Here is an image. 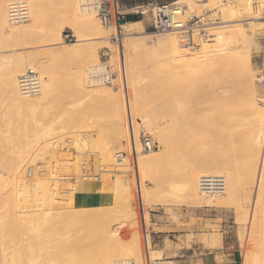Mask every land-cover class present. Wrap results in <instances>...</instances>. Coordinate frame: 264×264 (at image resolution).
<instances>
[{
	"label": "rangeland",
	"instance_id": "374dc122",
	"mask_svg": "<svg viewBox=\"0 0 264 264\" xmlns=\"http://www.w3.org/2000/svg\"><path fill=\"white\" fill-rule=\"evenodd\" d=\"M14 1L18 0L7 1V22L12 28L23 26L30 31L27 30L29 34L21 37L18 43V39L15 42L4 37L6 31H3V36L0 35V185L3 188L8 180H12L13 174L10 172L24 157L34 155L37 163L33 176L41 180L46 177L57 180L55 190L63 195L66 193V200L54 205L45 215L19 217V220L17 217L14 220L12 214L8 213V205L13 199L17 198L18 205H26L25 210L40 209V201L36 198L32 207L33 200L29 202V197L25 196L27 193L19 191V197L12 195V199L9 192L13 188L10 191L8 189V192L5 190L6 193L3 189L1 192L9 195L8 198L3 195V198L9 203L4 206L5 199H0L5 209L3 211L0 207L5 217V221L0 220V244L4 242L1 248L7 245L6 235L10 239L7 247L10 250L2 248L3 253L9 252L7 254L11 258L8 256V260H12V264H143L141 261L136 262L133 251L129 249H134L135 242L139 247L140 236L127 160H123V165H118L116 159L105 161L111 151V154H117L125 149L117 81L112 76L110 82L98 77L104 64L108 65L109 72L114 71L111 30L102 26L95 11L84 5V0H79L80 7L85 15L94 16L105 35L95 34L97 29L92 32L81 18L69 13V0H39L34 23L28 8L27 20L12 23L8 8ZM149 1L152 0L122 2V11L127 13V18L141 23L136 27L125 25L121 33L132 110L138 119L137 131L148 133L154 142V147L149 150L140 148L138 154L150 150L157 153V159L145 167L143 173L139 166L150 260L156 264H251V260L260 255L261 243L264 241V133L249 131L257 114L264 118V18H260L264 12V0H252L254 4H251V8L243 5L247 9L242 7V12L236 15L234 12V19L231 15L233 12L223 11V18L218 24L204 29L210 34H217L229 28L231 32L225 40L224 49H215L217 44H211L214 41L201 42V46L195 50L179 46L182 55L178 61H169V54L163 48L147 47L156 38L169 33L154 34L150 29L152 13L150 6H146ZM155 1L170 3L177 0ZM223 2L213 0L214 4L195 6L176 16L184 20L213 8L219 12L226 5ZM138 5H141L139 9L144 10L143 15L135 13ZM252 16L255 18L252 19ZM135 20L126 19L124 23ZM54 24L56 29L59 27L60 41L53 32L49 33ZM128 33L130 36L126 35ZM145 33L151 35L152 41L148 45L139 42L142 38L151 40ZM65 34H69L71 39H65ZM171 35H175L177 41L176 32ZM63 43H73L79 49L82 48L78 51L72 46L77 52L75 54L72 50L69 53L75 55L68 53L70 56L52 57L50 52L67 45ZM161 49L164 51L161 52ZM45 51L48 56H44ZM27 52L28 57L25 55ZM21 54L25 55V60ZM30 54L36 56L34 60ZM28 58L37 64L33 68L38 80L40 73L47 81L31 95L38 100L37 105L24 108L9 99L4 78L13 68L12 71L17 72L19 86V75L28 68L22 72L15 71L19 68L16 62H30ZM88 66H92L93 71H90V67L87 69ZM94 66H99V69H94ZM41 70L44 73L41 74ZM179 81L180 86L176 87L174 83ZM98 83L106 86L110 95L105 88L99 89L96 86ZM83 84L84 87H81ZM185 97L191 102H183ZM111 98L114 103L117 101L115 107L113 101L111 103L108 100ZM134 103L138 105L134 106ZM184 106H189L188 110ZM179 107L182 110L178 111ZM183 110H187L188 115L184 113L183 117V113H179ZM228 132L232 135H226ZM187 144L200 149L198 152L190 149L183 151V146ZM193 153H199L197 157L204 160L212 158L214 162L207 165L205 162L209 159L200 161ZM91 159L96 160L94 164ZM191 168L204 175L222 176L225 171L232 170L237 179V190L232 196H228L225 191L215 194L220 195V202L215 200L212 204H201L194 201L184 195L181 189V182ZM118 175H123L128 181L125 185L129 184L132 194L129 202L128 199L124 202L122 198L128 189L123 190L125 192L121 193L120 198L118 190L113 187V177ZM86 180L101 183L102 188L111 195L110 204L77 206L73 200L76 185ZM226 181L225 177V184ZM39 190L35 187L29 194L38 196ZM22 196L29 201L22 200ZM10 220H17L19 226L13 227ZM8 224L11 228L17 227L14 232L18 233H13Z\"/></svg>",
	"mask_w": 264,
	"mask_h": 264
},
{
	"label": "bare ground",
	"instance_id": "6f19581e",
	"mask_svg": "<svg viewBox=\"0 0 264 264\" xmlns=\"http://www.w3.org/2000/svg\"><path fill=\"white\" fill-rule=\"evenodd\" d=\"M7 1L8 0H0V35H2L3 36V31H6L5 33L7 34V35H4V37L5 36H7L9 39H14V41L16 40V39H18L17 40V43H18V41H20V38L21 37H24V36H26V33H28L30 30L27 28V27H24V28H22V27H20V28H12V27H10V25H9V23L7 22V19H6V7H7ZM217 1H220V3H221V1H224L223 3H225V4H223V5H225V7L223 8V9H221L220 11H219V15H220V18H223V11H230L229 13L231 14L232 12V18L234 19V15H236L239 11H241L242 12V7H244L243 5H245L247 8H249L250 6H251V4L253 3L252 2V0H217ZM254 1V0H253ZM261 2H263V1H261ZM261 2H257V3H261ZM26 5H27V8H28V10H29V12L30 13H32V21H33V23L35 22V13H36V15H37V11L36 10H38V9H36V8H38L39 6V0H27L26 1ZM213 3V0H185V1H183V0H177V1H174V2H170V6L172 7V8H174V6L175 5H178V7H180L181 8V10L179 11V12H181V13H183L184 12V10H188V9H193L195 6H200V5H211ZM231 3H234V4H231ZM214 4V3H213ZM219 4V3H218ZM254 4V3H253ZM68 10L67 11H69V13H71L73 16H77L78 18H81L83 21H84V24H85V26L87 27V28H90L91 29V31L93 32L94 30H96L97 31V33L94 31V33L95 34H99V35H103L104 34V32L103 31H101L102 30V27H101V29H100V27H99V24H98V22L95 20V18H94V16H87V15H85L86 13H84V11H83V9L80 7V5H79V0H69L68 1ZM82 5H83V3H82ZM256 5H258V4H256ZM255 5V6H256ZM254 6V7H255ZM258 7V6H257ZM261 7V6H260ZM242 8V9H241ZM247 8H245L244 7V9H247ZM251 8V7H250ZM253 8V7H252ZM264 8V7H263ZM241 9V10H240ZM258 9V8H257ZM85 10V9H84ZM252 10V9H251ZM254 10V9H253ZM256 10V9H255ZM263 10V9H262ZM257 11V10H256ZM234 12H235V14H234ZM252 12V11H251ZM260 12V11H259ZM255 13V12H254ZM234 14V15H233ZM239 14H241V13H239ZM258 15H259V13H258ZM76 17V18H77ZM253 18L252 19H254L255 17L254 16H252ZM97 19V18H96ZM237 19V18H236ZM248 19V18H247ZM222 22V21H221ZM225 22V21H224ZM56 23V22H55ZM141 23V21H138V20H135V21H128V22H126V23H123V25H122V27L121 28H123L125 25H127V26H139V24ZM74 24V23H73ZM26 25V24H25ZM28 25V24H27ZM31 25V24H30ZM51 25V24H50ZM54 26H56V24H54V25H52L51 27H54ZM84 26V25H83ZM84 26V27H85ZM101 26V25H100ZM28 27H30L29 25H28ZM50 27V31H49V33L51 34L52 32V34H55L56 36V39L57 40H61V33H60V30H59V27H58V29H56V27H54V28H51ZM226 27V26H225ZM27 28V29H26ZM76 28V27H75ZM92 28H95V29H92ZM26 29V30H25ZM48 29H49V27H48ZM79 29V28H78ZM226 29V28H225ZM27 30H28V32H27ZM85 30V29H84ZM141 32V31H140ZM140 32H138V33H140ZM231 31H230V29L228 28V29H226V30H224V32L222 31V32H218L217 34L216 33H213V35H214V37L212 38V39H210V40H212V41H214V43H211V44H217L216 45V48L215 49H219V50H221V49H224L225 47L223 46L224 45V43H225V40H227L229 37H228V33H230ZM77 33V32H76ZM79 33V32H78ZM107 33V32H106ZM171 33L172 32H169L168 34L167 33H164L165 35L164 36H162V37H158V38H154L155 39V41H154V43L152 42V45L151 46H147V47H149V48H152V47H155V46H157V47H160V48H163L164 50H165V52L166 53H168L169 55H167L168 57H167V59H169V61H178L179 60V58H180V56L182 55V50H181V48H179V44H177L178 43V41H175V35L173 36V35H171ZM29 34V33H28ZM130 33H128V34H126V35H129ZM147 36H149L150 38L149 39H151V35L150 34H148V33H145ZM92 35H94L93 33H92ZM101 35V36H102ZM105 35V34H104ZM107 35V34H106ZM101 36H99V37H101ZM130 36V35H129ZM153 36V35H152ZM157 37V36H156ZM8 38H7V42H8ZM26 38V37H25ZM153 38V37H152ZM5 39V38H4ZM22 39H24V38H22ZM21 39V40H22ZM133 40V39H132ZM13 41V40H12ZM77 41V40H76ZM150 41H152V39L151 40H148V39H146V38H142V39H139V42L140 43H142V44H144V45H148L149 43H150ZM9 42H10V40H9ZM16 42V41H15ZM21 42V41H20ZM177 42V43H176ZM58 43V42H57ZM60 43H62V42H60ZM131 43H132V41H131ZM12 44V43H11ZM21 44V43H20ZM23 44V43H22ZM64 44H67V43H63V45ZM201 44L202 43H200L199 45L201 46ZM14 44H12V46H13ZM19 45V44H18ZM11 46V45H10ZM17 46V45H16ZM16 46H14V48L16 47ZM66 46V47H65ZM64 47H62V48H58V49H55V50H53V51H51L50 52V54H51V56L53 57V56H59V57H62V56H65V55H69L70 53H72V52H70L69 53V51H74L75 52V54H76V50L74 49V48H77V50L79 51L80 49H79V47H76V46H74V44L72 43H70V45H65ZM74 48H73V47ZM130 46V45H129ZM212 46V48L211 49H213L214 48V46L213 45H211ZM13 48V47H12ZM73 48V49H72ZM23 49V48H22ZM83 50V49H82ZM84 50H85V48H84ZM164 50H162L161 49V52L162 51H164ZM46 52V54L44 55V56H48V54H47V51H45ZM81 52V51H80ZM83 52H85V51H83ZM29 52H27V53H25V55L28 57V54ZM44 53V52H43ZM69 53V54H68ZM93 53V52H92ZM28 54V55H27ZM42 54V53H41ZM72 54H74V53H72ZM74 54V55H75ZM82 54V53H81ZM88 54V53H87ZM164 54V53H163ZM22 56H23V58L25 57V55H23V54H21ZM71 55V54H70ZM69 55V56H70ZM86 55V54H85ZM90 55V54H89ZM166 55V54H165ZM1 56V55H0ZM6 56V55H5ZM78 56V55H77ZM91 56V55H90ZM34 57H36V56H34V55H32V54H30V58H33V60H34ZM38 57V56H37ZM41 57V56H40ZM87 57V56H86ZM30 58H28V61L30 60ZM50 59H52L51 57H49ZM90 58V57H89ZM6 59V58H5ZM19 60H20V58H18ZM17 59V60H18ZM26 58H24V60H25ZM49 59V60H50ZM84 59H85V56H84ZM2 60V59H1ZM17 61L16 62V65L19 67L18 68V70H15V71H19V72H22V71H24L26 68H29V67H36V65L37 64H35L34 63V61L32 60H30V62H27V63H23L22 62V60L21 61ZM37 61L39 60V59H36ZM88 60V59H87ZM128 60H130L129 59V57H128ZM27 61V60H26ZM90 60H88V62H89ZM93 61V60H92ZM82 62V61H81ZM87 63V62H86ZM85 63V64H86ZM84 64V63H83ZM132 64H134V61L132 62ZM14 65V64H13ZM89 65V64H88ZM98 65V64H97ZM133 67H134V65H132ZM131 66V67H132ZM15 67V66H14ZM89 67L90 66H88V68L87 69H89ZM15 69V68H14ZM34 69V68H33ZM94 69H96V70H98L99 69V66L97 67V68H95V66H94ZM9 70V69H8ZM12 70H13V68H12ZM12 70H9L8 72H7V74H6V76H5V78H4V81H5V84L4 85H6L5 87H6V89H7V91H8V97H9V99L10 100H12L13 102H15L16 104H19V105H22V107H29V106H35V105H33V104H36L37 105V101L38 100H35V98L34 97H32L31 95L33 94V93H36L37 92V90H38V87L40 88V87H42V84H44V83H46V81L47 80H44V78H42L41 76L42 75H40V73H39V83H38V81L37 82H35L34 84H33V92L32 91H23L22 89H21V85H20V83H19V86H20V88H19V86H18V83H17V78H16V73L15 72H13ZM44 71V70H43ZM80 71V70H79ZM84 71V70H83ZM90 71H93V68H92V66L90 67ZM130 71V70H129ZM46 72V71H45ZM42 73H44V72H42V70H41V74ZM130 73H133V71H131ZM134 73H135V71H134ZM44 75V74H43ZM82 75V72L80 73V75L79 76H81ZM84 73H83V77H84ZM52 78V77H51ZM85 80V79H84ZM19 81V80H18ZM100 82V81H99ZM48 83H50V81L48 82ZM84 83V82H83ZM175 85H176V87H179L180 86V81L179 82H175L174 83ZM48 85V84H47ZM78 85V84H77ZM84 85L85 84H83L81 87H84ZM96 86H98V88L99 89H106V86L104 87V86H102L101 85V83L99 84L98 83V85H96ZM132 87H134V85H132ZM107 88H109V87H107ZM19 89L21 90V93H20V91H19ZM44 89V88H43ZM110 89V88H109ZM51 90V89H50ZM111 90V89H110ZM86 91V90H85ZM106 91H107V89H106ZM87 92H89V91H87ZM110 92V91H109ZM109 92L107 91L106 93H108L109 94ZM86 94V93H85ZM47 95V94H46ZM110 95V94H109ZM112 95V94H111ZM82 96H83V94H82ZM81 95H80V99H81V97H82ZM44 96H42V98H43ZM114 97V96H113ZM186 98V97H185ZM189 99V98H188ZM106 100H107V98H106ZM108 100H110V102L112 103V101H113V98H111V99H108ZM117 100V99H116ZM185 100V101H184ZM184 100H182L183 102H186V103H190L191 101H188L187 100V98L186 99H184ZM191 100V99H190ZM80 101V100H79ZM117 102V101H116ZM115 102V103H116ZM113 103H114V101H113ZM114 103V104H115ZM180 103V102H179ZM262 103V102H261ZM107 105H108V103H107ZM113 105V104H112ZM111 105V106H112ZM137 106L138 104H135L134 103V106ZM181 105H182V103H181ZM187 105V104H186ZM261 105V104H260ZM259 105V106H260ZM263 105H264V103H263ZM110 106V107H111ZM116 106V104L114 105V107ZM262 106V105H261ZM24 107V108H25ZM185 108L187 107V106H184ZM189 107V106H188ZM188 107H187V110H188ZM254 107V106H253ZM264 107V106H263ZM185 108H184V110H185ZM178 109V108H177ZM180 109L182 110V107L180 108L179 107V110L178 111H180ZM254 109V108H253ZM183 110V111H184ZM187 110L186 111H182V112H179V113H183L182 115H183V117L185 116V115H188V112H187ZM255 110V109H254ZM263 112H264V110H263ZM184 113H186L185 115H184ZM176 114H178V112L176 113ZM178 115H180V114H178ZM258 115V114H257ZM256 115V117H255V119L254 120H252V124H251V127H250V129H249V131L250 132H255V131H257V132H259L260 134L261 133H264V118L263 117H259V116H257ZM254 117V116H253ZM144 122H145V120H144ZM191 127H192V125H191ZM114 130H116V128L114 129ZM161 132V133H160ZM159 133L160 134H162V131H160ZM212 132H214V131H212ZM227 132V131H226ZM214 133H216V131L214 132ZM158 134V133H157ZM160 134H158V137H160L161 135ZM212 134V133H211ZM250 134V133H249ZM112 135V134H111ZM209 135V134H208ZM212 135H214V134H212ZM219 135V134H218ZM226 135H228V136H230V135H232V134H230V132H228V133H226ZM113 136V135H112ZM164 136H165V138L164 139H166V135L164 134ZM215 136V135H214ZM217 136V135H216ZM217 137H219V136H217ZM209 138H210V136H209ZM207 139V138H204V139H207V140H210V139ZM212 138H213V136H212ZM160 139H161V137H160ZM167 139H168V137H167ZM213 139H216V138H213ZM212 139V140H213ZM1 141V140H0ZM111 141V140H110ZM167 141H169V140H167ZM211 141V140H210ZM209 142V141H208ZM212 142V141H211ZM170 143V142H169ZM210 144H213V143H210ZM116 145V144H115ZM175 145V144H174ZM79 146V145H78ZM81 146V145H80ZM170 148L172 147L171 146V144H169L168 145ZM164 147H166V146H164ZM174 147H177V145L176 146H174ZM209 147V146H208ZM78 149V148H77ZM172 149V148H171ZM176 149V148H175ZM180 149V148H179ZM178 149V150H179ZM187 149H190V150H199L200 148H198V147H196V146H192V145H189V144H187L186 146L184 145L183 146V151H185V150H187ZM173 150V149H172ZM178 150H176L177 151V153H178ZM202 150V149H201ZM142 151V150H141ZM182 151V149H180V152ZM252 151V150H251ZM112 152V151H111ZM111 152L108 154V156L107 157H105L106 158V160L105 161H110V162H112L113 161V159H116L117 160V163H118V165H123V160L122 159H120L119 157H118V154L119 153H117V154H111ZM179 152V153H180ZM198 152V151H197ZM178 153V154H179ZM183 153V152H182ZM33 154V153H32ZM194 154V156L195 157H197L198 155H199V153H193ZM20 155V154H19ZM100 155V154H99ZM116 155V156H115ZM139 155V154H138ZM176 155V154H175ZM115 156V157H114ZM94 157H95V155H94ZM139 158H138V165L140 166V169L142 170V173L144 172V170H145V167H147L151 162H153L154 160H156L157 159V153L155 152V151H152V150H150V151H145V152H143L141 155H139L138 156ZM200 157V156H199ZM199 157H197L198 159H200V161L201 160H204L203 158L201 159V158H199ZM36 156H30V157H24L23 159H22V161H21V163L19 162V164H17V166H16V168L14 169V170H12V172H10V173H12L13 174V178H11V177H9V179L11 178L12 180H8V178H6L9 182H8V184H6V185H4V187L2 188L1 187V185H2V181H0V183H1V185H0V199L2 200V199H5V201H3V202H5V204H3L2 202H0V207L2 206V204L5 206L6 205V203H9V201L8 202H6V198H8L9 197V195H6V194H3L1 191H3V189H4V191L6 190H8L9 189V191L11 190V188H13L12 190H11V192H9L10 193V197L12 198V195H15L14 197H17L18 196V193H19V191H21V192H24V193H27L28 195H30L32 198H30V196H28V195H26L25 194V196L30 200H28V199H26V197L25 198H23L24 196H22L21 198H23L22 200H24V199H26V200H28L29 202H31L32 203V201H31V199L33 200V203L31 204L32 205V207H33V205H34V203H36V198H37V200H39L40 201V203H39V206L41 207L40 209H26L25 210V202L23 203V205H25V206H21V205H18L19 203H17V200H15V199H17V198H15V199H13L11 202H10V204L11 205H8V210H9V214H12V216L14 217V220L15 219H17V217H18V220H19V217H21L20 219H23L24 217H32V218H34V217H37V216H42V215H45L46 214V212L48 211V210H50V209H52L53 207H54V205H60L61 203H60V201H64V199L66 200V193H64V195H63V193H57V191L55 190L56 188H55V186L57 185V180L55 181L54 180V178H53V180H49L48 179V177H46V178H44V179H39V178H37V177H34L33 176V173L35 172V169H34V166H35V164L37 163V161H35L36 160ZM85 158H87V157H85ZM90 159V158H89ZM94 159V158H93ZM102 159V158H101ZM209 159V158H208ZM207 159V160H208ZM96 160H97V157H96ZM95 160V161H96ZM173 160V159H172ZM206 160V159H205ZM205 160H204V162H205ZM206 160V161H207ZM91 161V163L92 164H94V162L95 161H93L92 159L90 160ZM93 161V162H92ZM105 161H104V163H105ZM174 161V160H173ZM245 161H246V159H245ZM87 162V161H86ZM213 159L212 158H210L207 162H205L207 165H211V164H213ZM14 163V162H13ZM76 163V162H75ZM74 163V164H75ZM85 163V162H84ZM90 163V162H89ZM97 163V162H96ZM95 163V166L97 165ZM122 163V164H121ZM46 164V163H45ZM110 164V163H109ZM202 164V163H201ZM77 165V164H76ZM86 166H87V164H86ZM91 166V165H90ZM93 166V165H92ZM88 167V166H87ZM2 168V167H1ZM91 168V167H90ZM89 168V169H90ZM93 168H94V166H93ZM96 168V167H95ZM206 168V167H205ZM13 169V168H12ZM52 169H54V168H52ZM2 170V169H1ZM91 170V169H90ZM88 173H89V170L87 171ZM201 172L200 171H197L196 169H193V168H191V170H189V172L187 173L188 175L187 176H185L184 177V179H183V182H181V189L183 190V192H184V195H186L188 198H190V199H193L194 201H197V202H201V204L202 203H206V204H209V203H211L212 204V202H215V200L216 201H221L220 199H221V197H220V195H209V196H206V195H204V194H202L200 191H199V187L197 186V179L199 178V175H204V173L202 174H200ZM206 173V172H205ZM121 175H118V176H115V177H113V187L114 188H116L117 190H118V192H119V195H120V198H121V193H124L125 191H123V190H125V189H128V192L126 193H124L127 197L125 198V195H123L124 197H122V198H124V200L125 199H128V202L129 201H131L132 200V194H131V189H130V186H129V184H127L128 185V187H126L127 185H125V182H128V181H125V179L123 178V175H122V177H120ZM224 176L226 177V179H227V181H226V184H225V188H224V191H225V193L229 196H232L233 194H234V192L237 190V179H236V176H235V173L231 170V171H225V174H224ZM223 176V177H224ZM50 177V176H49ZM84 177V176H83ZM86 177V176H85ZM91 177H92V175H91ZM224 177V178H225ZM17 178V179H16ZM88 178V177H87ZM127 178V177H126ZM128 180V179H127ZM111 181H112V178H111ZM7 182V181H6ZM62 182V181H61ZM52 185H54V186H52ZM34 186V187H33ZM51 186H52V189H51ZM65 186V185H64ZM35 187L36 188H40V190L38 191V196H34L33 194H29V191L30 190H33V189H35ZM66 187V186H65ZM144 188V187H143ZM6 191L4 192V193H6ZM12 191H13V194H12ZM8 192V191H7ZM18 192V193H17ZM31 193V192H30ZM33 193V192H32ZM21 194H23V193H20V195ZM60 194H62V195H60ZM3 195H6V198H3L4 196ZM24 195V194H23ZM33 195V196H32ZM2 196V197H1ZM8 196V197H7ZM19 197V196H18ZM53 198H55L56 200L54 201L53 200ZM226 198V197H225ZM10 200V199H9ZM21 200V199H20ZM35 200V201H34ZM42 201V202H41ZM122 201H123V199H122ZM127 200H125L124 202H126ZM142 201H143V191H142ZM21 203H22V201H21ZM20 203V204H21ZM28 203V202H27ZM126 204V203H125ZM130 204V203H129ZM193 204V203H192ZM214 204V203H213ZM216 204H218V202L216 203ZM16 205L18 206V207H16ZM31 205H28V207L30 206L31 207ZM128 205V204H127ZM7 207V206H6ZM21 207L23 208V210H21ZM29 207V208H30ZM2 209H3V211L5 210L4 209V207L2 206L1 207ZM143 208H144V218H145V220H146V212H145V207H144V201H143ZM22 212H21V211ZM41 211H44L43 213H41ZM7 213V214H8ZM136 215V214H135ZM34 216V217H33ZM8 217V216H7ZM23 217V218H22ZM3 218H5V217H3V213H2V210L0 211V220L2 221V219ZM31 218V219H32ZM8 219V218H7ZM4 220V219H3ZM12 221L11 222V220H10V222L11 223H13V227H15V225L16 226H19V222L16 220V221ZM5 221V220H4ZM4 221H3V223H4ZM264 222V221H263ZM1 223V222H0ZM7 223H8V221H7ZM6 223V224H7ZM18 223V224H17ZM11 225V224H10ZM3 226V225H2ZM1 226V227H2ZM8 226H9V224H8ZM10 227V226H9ZM11 228V227H10ZM9 228V229H10ZM6 229V228H5ZM8 229V230H9ZM11 229H13L12 231H13V233H16V232H14L16 229H17V227H16V229H14V228H11ZM1 231V230H0ZM4 233H5V231L4 230H2ZM17 231V230H16ZM27 232V231H26ZM18 233V232H17ZM16 233V234H17ZM3 234V233H2ZM7 234V233H6ZM135 234V233H134ZM9 235V234H8ZM139 235V234H138ZM135 236V235H134ZM6 237H7V242H6V244L7 245H5L4 247H2L3 249L4 248H7L8 247V242H10V241H8V240H10L9 238H8V236L6 235ZM14 237V236H13ZM17 237H18V235H17ZM20 238H22V237H20ZM26 238V237H25ZM138 238V240H139V236L137 237ZM27 239V238H26ZM4 240V239H3ZM2 240V241H3ZM2 241H1V243H2ZM5 241H6V239H5ZM22 241H23V239H22ZM25 241V240H24ZM18 242V241H17ZM4 243V242H3ZM2 243V244H3ZM16 243V242H15ZM138 243V242H137ZM140 243V242H139ZM2 244H0L1 246H3ZM12 244V243H11ZM18 244V243H17ZM10 245V244H9ZM14 245V244H13ZM1 246H0V249H1V251H2V253L0 254V264H12L11 262H12V260H8V254H9V252H6L5 251V253H3V250H2V248H1ZM15 246V245H14ZM20 247H22V246H20ZM139 247H140V244H139ZM139 247H138V244L136 245V242H135V247H134V249L132 248V247H130L129 249L130 250H132L133 251V256L135 257V260H136V262H139V261H141L142 262V255H141V260H140V254L142 253V251H141V248H140V253H139ZM10 250V248H7V249H5V250ZM20 249V248H19ZM128 249V248H127ZM23 250V249H22ZM128 252V251H127ZM260 255L258 256V257H255V258H253L252 260H251V264H264V241L261 243V249H260ZM8 253V254H7ZM12 253H14V252H12ZM131 253H130V255H131ZM10 255H11V253H10ZM14 256V255H13ZM10 257V256H9ZM11 258V257H10ZM12 258H14V257H12ZM11 261V262H10ZM122 262V261H121ZM33 263V262H32ZM28 264H31V263H28ZM35 264V263H34ZM42 264H45V263H42ZM106 264H109V263H106ZM111 264V263H110ZM139 264V263H138Z\"/></svg>",
	"mask_w": 264,
	"mask_h": 264
},
{
	"label": "built area",
	"instance_id": "2783aa9c",
	"mask_svg": "<svg viewBox=\"0 0 264 264\" xmlns=\"http://www.w3.org/2000/svg\"><path fill=\"white\" fill-rule=\"evenodd\" d=\"M128 0H84V5L92 8L99 18L102 26L111 30V40L114 45L115 67L114 71H108V65L104 64L98 77L106 82H110V77L117 81V88L120 95V104L122 110L125 149L118 154L122 160H127V172L129 174L132 186L133 203L137 216V226L140 236V248L142 251L143 264H156L150 260L149 238L146 230L144 218V208L142 201V183L139 173L138 152L141 149H151L154 142L151 136L143 131H137L138 119L134 116L132 110V98L129 88L125 57L122 47V25L127 19V13L122 11V2ZM170 3H160L155 0L149 1L146 6H150L152 18L150 29L154 34L162 32H176L177 41L180 47L195 50L200 47L201 42H211L214 35L206 32L204 29L218 24L220 21L219 12L216 8L202 14L191 16L187 19H179L176 14L181 10L178 5L174 8ZM138 9L135 13L144 14L143 9ZM9 19L12 23H20L28 18L27 5L23 0L14 1L9 4ZM260 18H264V12ZM198 30V33L196 31ZM65 39L70 40L69 34L64 35ZM19 83L23 91H32L33 84L38 81V74L34 69L28 68L19 75ZM199 191L206 195H215L224 191L225 178L218 174L202 175L198 180Z\"/></svg>",
	"mask_w": 264,
	"mask_h": 264
},
{
	"label": "crops",
	"instance_id": "0c3cea01",
	"mask_svg": "<svg viewBox=\"0 0 264 264\" xmlns=\"http://www.w3.org/2000/svg\"><path fill=\"white\" fill-rule=\"evenodd\" d=\"M146 23L149 24V22ZM73 200L79 207L105 206L110 204L111 195L102 188L101 183L86 180L76 185Z\"/></svg>",
	"mask_w": 264,
	"mask_h": 264
},
{
	"label": "trees",
	"instance_id": "16d2710c",
	"mask_svg": "<svg viewBox=\"0 0 264 264\" xmlns=\"http://www.w3.org/2000/svg\"><path fill=\"white\" fill-rule=\"evenodd\" d=\"M127 20H135V19H132L131 17H128Z\"/></svg>",
	"mask_w": 264,
	"mask_h": 264
}]
</instances>
